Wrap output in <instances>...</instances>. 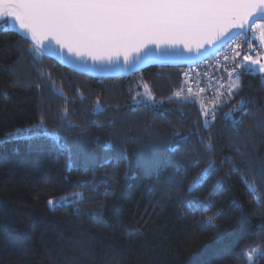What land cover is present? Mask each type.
Instances as JSON below:
<instances>
[{
  "label": "trees",
  "instance_id": "1",
  "mask_svg": "<svg viewBox=\"0 0 264 264\" xmlns=\"http://www.w3.org/2000/svg\"><path fill=\"white\" fill-rule=\"evenodd\" d=\"M30 46L0 23V264H245L237 256L249 244L259 240L264 249L261 75L239 70L237 94L206 130L200 101L185 104L174 95L188 93L185 68L152 66L130 78L99 80L34 57ZM145 86L157 108L132 100ZM213 92L200 94L207 101ZM98 98L105 111L94 114ZM241 100L248 103L237 112ZM65 111L76 125L70 130L61 123ZM233 111L235 130L224 119ZM41 120L50 134L68 138L71 152L51 136L23 138ZM198 139L213 144L210 158L223 168L195 193L211 200L207 213L192 212L169 183L171 177L184 184L185 169L190 181L207 166ZM147 149L157 160L151 171L139 163ZM225 156L230 164L220 163ZM196 157L201 163L192 167ZM225 174L223 188L210 195ZM65 197L72 198L68 204H48Z\"/></svg>",
  "mask_w": 264,
  "mask_h": 264
},
{
  "label": "snow or ice",
  "instance_id": "2",
  "mask_svg": "<svg viewBox=\"0 0 264 264\" xmlns=\"http://www.w3.org/2000/svg\"><path fill=\"white\" fill-rule=\"evenodd\" d=\"M0 21L8 28L19 26L21 42L31 44L28 49L30 55L57 59L65 65L72 64L85 70L106 64L114 69L135 72L139 70L138 65L141 63H153L175 56L208 59L209 55L217 56L221 48L233 49L235 45V49H239L241 43L251 46L252 42L247 39V34L256 31L260 32V43L264 45V0H0ZM235 49V55L240 56ZM224 59L231 58L225 56ZM236 67L245 72L264 74V63L259 58L253 59L251 55H244ZM234 74L236 80L227 90L229 97L235 96L237 93L234 89L239 88L240 73L228 71L229 77ZM39 75L41 79H50L43 72ZM52 90L63 97V92L56 88L54 81ZM182 91L174 93L177 99H182L185 104L197 102L182 97ZM188 93L191 94L190 88ZM137 96L132 97L137 104L151 102V107L159 106L147 86L145 92H138ZM227 103V100H215L211 108L202 106L201 115L205 118L206 130L220 114L219 109ZM247 103L248 101L241 100L235 111L244 110ZM103 111L105 109L98 98L93 112L99 114ZM67 115V111L62 114L61 123L70 130L76 125L67 121ZM232 117V112L224 114V119L231 120L235 130L240 121ZM24 131L30 133L23 137L25 139L51 136L61 150L71 152L68 138L60 136L59 132L50 134L44 128L43 120ZM176 135L179 137L178 133ZM192 135L196 133L193 132ZM179 139L188 144L190 138ZM198 144L205 150L207 166L193 175L190 181L185 169L184 184L176 183L171 177L169 183L174 189L180 190V198L192 212L207 213L214 205L211 200L201 199L195 193L218 171L222 172L223 168H217V161L210 158L215 151L211 142L205 144L198 139ZM177 150L178 148L172 149L173 152ZM224 162L231 163L226 156L220 161L221 164ZM139 163L146 171L154 169L157 164L154 151L144 150ZM200 163L201 160L196 157L191 166L199 167ZM229 178L228 174L220 177L210 195L221 190V181ZM80 187L89 185L83 184ZM248 187L250 194L255 197L256 190L251 185ZM75 198L84 202L81 193H77ZM71 199L65 197L57 201L49 200L48 204L63 206ZM219 215V212L215 214L217 218ZM213 219V216H209L208 223L212 224ZM253 244H249L237 256L238 259L244 258L245 264H257L258 258H264L260 241H254Z\"/></svg>",
  "mask_w": 264,
  "mask_h": 264
},
{
  "label": "water",
  "instance_id": "3",
  "mask_svg": "<svg viewBox=\"0 0 264 264\" xmlns=\"http://www.w3.org/2000/svg\"><path fill=\"white\" fill-rule=\"evenodd\" d=\"M2 23V21H0ZM9 30L13 31L14 33L18 34L21 36V33L19 31V26L18 25H13V27L9 28ZM247 39L249 40V35L247 34ZM246 44V43H245ZM243 48V47H242ZM241 48V49H242ZM222 49V48H221ZM220 49V50H221ZM186 55V54H185ZM212 56L209 55L208 59H203V58H193V59H187L183 58L181 56H175L171 58H167L164 60H158L153 63H141L138 65V71L135 72H126L121 69H114L108 65L104 66H97L96 69H80L74 67L72 64H63L62 62L58 61L57 59H51L55 61L57 64H59L61 67L66 68L74 73L80 74L85 77L93 78V79H99V80H117V79H124V78H130L140 72L145 71L149 67H164V68H188L195 66L199 63H202L204 61H207L211 58ZM78 63V61H77ZM89 63H91L89 61Z\"/></svg>",
  "mask_w": 264,
  "mask_h": 264
},
{
  "label": "built area",
  "instance_id": "4",
  "mask_svg": "<svg viewBox=\"0 0 264 264\" xmlns=\"http://www.w3.org/2000/svg\"><path fill=\"white\" fill-rule=\"evenodd\" d=\"M248 35L249 40H251L252 43L257 42L256 33L249 32ZM244 45L245 43H241L239 49H235V45H233V49L239 51ZM233 49L222 48L217 56L211 57V60L206 63V66L195 65L185 68L184 78L187 81L188 89L190 88L193 92L203 93L205 91L213 92L221 87L222 81L218 74L214 73V70L217 67L225 69L230 66L231 61L235 56ZM225 56H228L231 59L225 60Z\"/></svg>",
  "mask_w": 264,
  "mask_h": 264
},
{
  "label": "rangeland",
  "instance_id": "5",
  "mask_svg": "<svg viewBox=\"0 0 264 264\" xmlns=\"http://www.w3.org/2000/svg\"><path fill=\"white\" fill-rule=\"evenodd\" d=\"M256 38H257V42L256 43H251V46H249V44L246 45L244 51H243V54L240 53V51H238L240 53V56H234V59L237 58V63L240 62L243 58L244 55H251L253 59H257L259 58L261 60V63H264V45H261L260 43V40H261V37H260V32L259 31H256ZM251 41V40H249ZM252 42V41H251ZM211 60V58L207 61H204L202 63H199L197 65H201V64H206L208 63L209 61ZM235 67L234 66V69L229 66L225 69H227L228 71H233L234 72H237L235 70ZM225 69H223V71H225ZM242 68H240L241 70ZM228 71H225V73L221 72L219 70V68L217 67L215 70H214V73L218 74V76L220 77L221 81H222V86L219 87L218 89H216L212 95H211V98H209V100L207 101H204V99L201 101L200 100V97H201V94L200 93H187V94H183L182 92V97H187L188 99L190 100H193V99H196V100H199L200 101V105L203 106V107H207V108H211L212 107V102L215 101V100H219V101H225L227 100L228 102L232 99V97H229L228 96V93H227V90L228 88L232 85L233 81L236 80V75L234 74L232 77H229L228 76ZM223 75H222V74ZM257 73V72H255ZM259 75H261L264 79V74L262 73H257ZM187 84V81L184 79V87L185 85ZM239 88L238 89H234V91H236V93L238 92ZM145 92V90L141 93L143 94ZM139 99V98H138ZM147 103V102H146ZM233 113V117H234V111L232 112ZM232 117V118H233Z\"/></svg>",
  "mask_w": 264,
  "mask_h": 264
},
{
  "label": "crops",
  "instance_id": "6",
  "mask_svg": "<svg viewBox=\"0 0 264 264\" xmlns=\"http://www.w3.org/2000/svg\"><path fill=\"white\" fill-rule=\"evenodd\" d=\"M234 60H235V59L233 58V59H232V61H231V66H230V67H231V69H232V68L234 69V67H232V64H233ZM202 66H206V64H203ZM219 70H220L221 72L225 73V71H223V69L219 68ZM235 70H236V71H239V70H240V68H237V67H235ZM221 74H222V73H221ZM222 75H223V74H222ZM200 98H201V99H203V98H204V96H202V95H201V97H200Z\"/></svg>",
  "mask_w": 264,
  "mask_h": 264
}]
</instances>
